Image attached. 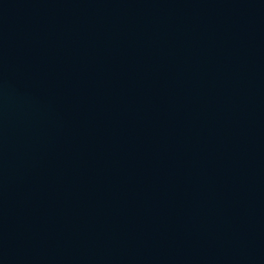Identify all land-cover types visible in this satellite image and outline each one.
I'll use <instances>...</instances> for the list:
<instances>
[{
    "label": "water",
    "instance_id": "1",
    "mask_svg": "<svg viewBox=\"0 0 264 264\" xmlns=\"http://www.w3.org/2000/svg\"><path fill=\"white\" fill-rule=\"evenodd\" d=\"M0 264H264V0H0Z\"/></svg>",
    "mask_w": 264,
    "mask_h": 264
}]
</instances>
